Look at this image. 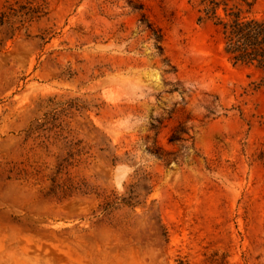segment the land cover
I'll list each match as a JSON object with an SVG mask.
<instances>
[{"label": "rangeland", "instance_id": "obj_1", "mask_svg": "<svg viewBox=\"0 0 264 264\" xmlns=\"http://www.w3.org/2000/svg\"><path fill=\"white\" fill-rule=\"evenodd\" d=\"M199 9L0 0V264H264V68Z\"/></svg>", "mask_w": 264, "mask_h": 264}, {"label": "trees", "instance_id": "obj_2", "mask_svg": "<svg viewBox=\"0 0 264 264\" xmlns=\"http://www.w3.org/2000/svg\"><path fill=\"white\" fill-rule=\"evenodd\" d=\"M204 16L198 20L215 19L214 25L219 29L223 38V50L232 60L233 64H254L264 68V19L255 16H242L239 10L232 8L219 16L217 10L220 6L217 0H196ZM251 6L252 2L239 0ZM225 5V3H223ZM143 17V15H142Z\"/></svg>", "mask_w": 264, "mask_h": 264}]
</instances>
